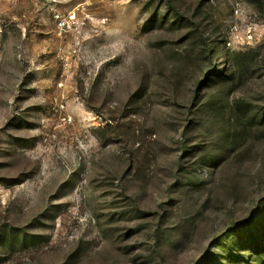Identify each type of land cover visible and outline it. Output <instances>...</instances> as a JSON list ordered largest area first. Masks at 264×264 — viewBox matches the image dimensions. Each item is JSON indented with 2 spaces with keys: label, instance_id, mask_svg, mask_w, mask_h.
I'll return each mask as SVG.
<instances>
[{
  "label": "rangeland",
  "instance_id": "374dc122",
  "mask_svg": "<svg viewBox=\"0 0 264 264\" xmlns=\"http://www.w3.org/2000/svg\"><path fill=\"white\" fill-rule=\"evenodd\" d=\"M0 264H264V0H0Z\"/></svg>",
  "mask_w": 264,
  "mask_h": 264
},
{
  "label": "built area",
  "instance_id": "2783aa9c",
  "mask_svg": "<svg viewBox=\"0 0 264 264\" xmlns=\"http://www.w3.org/2000/svg\"><path fill=\"white\" fill-rule=\"evenodd\" d=\"M73 18L74 16L71 15L67 16L61 13H57L55 15V19L57 20L59 27H61L62 29L69 28L71 26Z\"/></svg>",
  "mask_w": 264,
  "mask_h": 264
},
{
  "label": "trees",
  "instance_id": "16d2710c",
  "mask_svg": "<svg viewBox=\"0 0 264 264\" xmlns=\"http://www.w3.org/2000/svg\"><path fill=\"white\" fill-rule=\"evenodd\" d=\"M224 249V248H223Z\"/></svg>",
  "mask_w": 264,
  "mask_h": 264
}]
</instances>
